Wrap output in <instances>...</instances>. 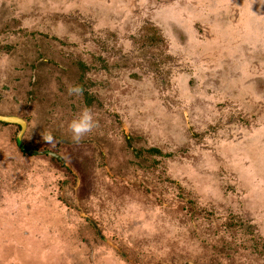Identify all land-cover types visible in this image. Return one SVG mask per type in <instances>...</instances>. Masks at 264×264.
<instances>
[{"label": "rangeland", "instance_id": "rangeland-1", "mask_svg": "<svg viewBox=\"0 0 264 264\" xmlns=\"http://www.w3.org/2000/svg\"><path fill=\"white\" fill-rule=\"evenodd\" d=\"M0 111V264H264V0H0Z\"/></svg>", "mask_w": 264, "mask_h": 264}, {"label": "clouds", "instance_id": "clouds-1", "mask_svg": "<svg viewBox=\"0 0 264 264\" xmlns=\"http://www.w3.org/2000/svg\"><path fill=\"white\" fill-rule=\"evenodd\" d=\"M67 91L69 95H79L82 92V88L79 85H70ZM96 126L97 120L92 109L88 107L82 108L68 123V130L71 133L72 141L74 143H80ZM43 138L49 144L54 142V137L50 132L45 134Z\"/></svg>", "mask_w": 264, "mask_h": 264}, {"label": "flooded vegetation", "instance_id": "flooded-vegetation-1", "mask_svg": "<svg viewBox=\"0 0 264 264\" xmlns=\"http://www.w3.org/2000/svg\"><path fill=\"white\" fill-rule=\"evenodd\" d=\"M2 117H4V118H10V117H13V118H14V117H15V118H18V119H20V120H23V121H24V124H25L24 127H23L21 124H14V123H7V122L0 121V123L8 124V126L16 125V126L19 127L20 130H21L20 136H23V134H24V133L26 132V130H27V125H28L27 121H25V120L22 119V118L16 117V116H11V115L2 114L1 111H0V118H2Z\"/></svg>", "mask_w": 264, "mask_h": 264}, {"label": "water", "instance_id": "water-1", "mask_svg": "<svg viewBox=\"0 0 264 264\" xmlns=\"http://www.w3.org/2000/svg\"><path fill=\"white\" fill-rule=\"evenodd\" d=\"M0 121H3V122H7V123H14V124H21L23 127H24V121L23 120H20L18 118H13V117H10V118H0Z\"/></svg>", "mask_w": 264, "mask_h": 264}]
</instances>
